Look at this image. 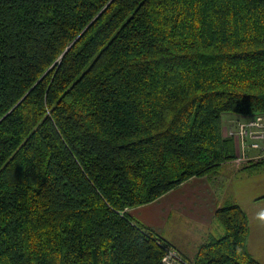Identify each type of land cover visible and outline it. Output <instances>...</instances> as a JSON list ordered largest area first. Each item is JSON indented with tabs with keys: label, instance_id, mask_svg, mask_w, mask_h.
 <instances>
[{
	"label": "trees",
	"instance_id": "16d2710c",
	"mask_svg": "<svg viewBox=\"0 0 264 264\" xmlns=\"http://www.w3.org/2000/svg\"><path fill=\"white\" fill-rule=\"evenodd\" d=\"M224 113H264V0H0V264H161L127 209L231 161ZM214 218L191 264H260Z\"/></svg>",
	"mask_w": 264,
	"mask_h": 264
},
{
	"label": "crops",
	"instance_id": "0c3cea01",
	"mask_svg": "<svg viewBox=\"0 0 264 264\" xmlns=\"http://www.w3.org/2000/svg\"><path fill=\"white\" fill-rule=\"evenodd\" d=\"M247 165L229 161L222 164L212 178L192 177L151 203L127 209V213L151 227L179 252L187 264H191L199 245L223 235V229L214 218L215 210L236 204L245 212L248 220L247 250L253 259L264 264V218H261L264 211L245 208L234 200L233 192L231 196L228 194L226 188H231L236 173ZM245 169L251 171L257 168ZM258 199H264V194L251 203L256 205L258 202L254 201ZM172 211H175V234L163 229ZM183 223L186 229L180 228Z\"/></svg>",
	"mask_w": 264,
	"mask_h": 264
},
{
	"label": "built area",
	"instance_id": "2783aa9c",
	"mask_svg": "<svg viewBox=\"0 0 264 264\" xmlns=\"http://www.w3.org/2000/svg\"><path fill=\"white\" fill-rule=\"evenodd\" d=\"M224 126L223 137L232 140L233 162L246 164L264 159V113L235 118ZM161 264H187L179 252L169 246L164 249Z\"/></svg>",
	"mask_w": 264,
	"mask_h": 264
},
{
	"label": "rangeland",
	"instance_id": "374dc122",
	"mask_svg": "<svg viewBox=\"0 0 264 264\" xmlns=\"http://www.w3.org/2000/svg\"><path fill=\"white\" fill-rule=\"evenodd\" d=\"M221 117H222V130L221 131L223 134V131L225 130L224 126L226 123L227 125H229L230 120H234L235 118H241L243 116L239 114L234 115L230 113H224ZM234 152H235V148H234ZM231 162L233 161L231 160ZM255 162L250 161L246 164H251ZM233 164H239V163L233 162ZM225 172L228 173L226 170ZM236 174H237V177L232 179L231 188L226 187L228 188V194L231 196L233 192L232 197L234 198V200H236L238 203H241L245 208L249 210L264 211V199H258L257 201H254V202H258L256 203V205H253V203H251L256 197L264 194V165L261 167H258L255 170H251V171L246 170V169L244 170L239 169V171ZM134 219L142 223L137 218H134ZM180 228L186 229V225L183 223L180 226ZM163 229L167 233L175 234V211H172L168 215L167 221Z\"/></svg>",
	"mask_w": 264,
	"mask_h": 264
},
{
	"label": "clouds",
	"instance_id": "9594fccd",
	"mask_svg": "<svg viewBox=\"0 0 264 264\" xmlns=\"http://www.w3.org/2000/svg\"><path fill=\"white\" fill-rule=\"evenodd\" d=\"M261 218H264V214H261Z\"/></svg>",
	"mask_w": 264,
	"mask_h": 264
}]
</instances>
